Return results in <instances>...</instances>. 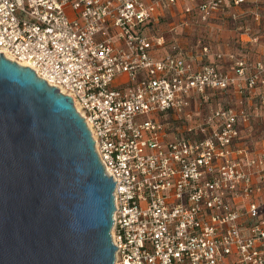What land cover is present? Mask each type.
<instances>
[{
	"label": "built area",
	"instance_id": "built-area-1",
	"mask_svg": "<svg viewBox=\"0 0 264 264\" xmlns=\"http://www.w3.org/2000/svg\"><path fill=\"white\" fill-rule=\"evenodd\" d=\"M178 1L0 0V53L70 96L84 118L115 182L114 264H264V153L231 147L250 117L243 98L264 90V61L229 53L231 73L196 69L178 43L154 57L165 38L147 27ZM242 1L206 0L200 18ZM211 50L201 46L204 57L226 55ZM232 86L240 109L190 123L194 97Z\"/></svg>",
	"mask_w": 264,
	"mask_h": 264
},
{
	"label": "water",
	"instance_id": "water-1",
	"mask_svg": "<svg viewBox=\"0 0 264 264\" xmlns=\"http://www.w3.org/2000/svg\"><path fill=\"white\" fill-rule=\"evenodd\" d=\"M114 190L73 99L0 53V264H114Z\"/></svg>",
	"mask_w": 264,
	"mask_h": 264
},
{
	"label": "crops",
	"instance_id": "crops-1",
	"mask_svg": "<svg viewBox=\"0 0 264 264\" xmlns=\"http://www.w3.org/2000/svg\"><path fill=\"white\" fill-rule=\"evenodd\" d=\"M205 1L206 0H179L174 6L170 7L169 9L163 12H160L156 20L151 21L149 23L147 30L150 32V34H152L154 38L157 34L153 35L152 32H154L155 30H159V31L162 30L165 32L164 35L165 43L164 45L155 47L153 49L152 51L153 56L156 58L162 57L170 49L172 42L174 41L172 38L181 37L184 38L181 40V43L184 46L187 54L193 56V63L196 69L199 68L205 62H212V63H217L220 70L231 73L234 71V61L230 59V57L227 55L229 53L234 54L236 57L245 59L249 62L256 63L259 61H264V31H263V35L262 34L259 35L260 39L258 40V42H252V45H254V47L256 48H253L251 51L239 52L238 50H236V48L233 45L232 46L230 45V47L227 48L225 51L216 50L213 48L212 44H210L214 54H217L219 52L226 54L225 57H223V59H217L214 55H211L209 57H204L201 53L202 52L201 46L198 47L197 52L194 53L190 52L187 49L186 47L187 37L202 36L204 33V31L202 30L203 21L200 18L199 6ZM252 3L254 4L253 0H246L242 2L241 5H243L245 9L241 11L242 13L240 12L241 13L240 16L244 18L252 17L253 19H257L259 24H261L262 22L263 26L261 30H263L264 0H259V3L263 5L259 10L253 9L250 5ZM186 7H190L191 11L186 12ZM70 14L73 16L74 12L70 11ZM220 19L223 18L221 17V14L218 11H216L209 19V24L211 26V33H215V34L218 33V20ZM245 28L246 30L242 34L243 42H245L244 39L246 38H247V42L252 41L251 32L253 30L250 31L248 25L245 26ZM126 79L127 76L122 75L117 79L116 84H120ZM232 87L226 92L227 101L229 102V104L231 102H237V104H235L234 107H236V105L241 106L239 104L240 96L229 95L231 91L232 93L235 92L234 88ZM263 94H264V90L261 89L260 87H257L252 94H250L249 96H245L243 98L244 108L249 112L250 116L253 118L264 116V103L261 100ZM219 95H217V97H219ZM196 98H200V97H194L192 102H194V100L196 101ZM195 112H199V110H195ZM250 126L251 125H248L246 123L243 125V128L241 127L240 131L245 132L247 131V128H250ZM239 144L241 145V143ZM246 148L248 149L249 156L251 157L261 156L264 153V140L255 145H251L247 143ZM257 200L261 204V208H262L261 217L264 218V201L260 197H258Z\"/></svg>",
	"mask_w": 264,
	"mask_h": 264
},
{
	"label": "rangeland",
	"instance_id": "rangeland-1",
	"mask_svg": "<svg viewBox=\"0 0 264 264\" xmlns=\"http://www.w3.org/2000/svg\"><path fill=\"white\" fill-rule=\"evenodd\" d=\"M246 1V0H244ZM242 1V2H244ZM242 2L238 3H230L226 5L223 3L219 9L217 10L223 19L218 20V33H211V26L208 22L202 23V30L204 31L202 36H189L187 37V49L190 52H197L198 47L204 46V45H210L212 44L213 48L216 50H223L225 51L227 48L230 47V45L234 46L236 50L239 52H245V51H251L254 47L252 45V42H258L260 39L259 35H263L262 29V22L261 24L258 23L257 19L250 18H244L241 17L240 14L241 11L245 9V7L242 4ZM254 4H250L251 7L255 10H259L263 5L259 3V0H253ZM241 12V13H240ZM254 15V14H253ZM229 16V17H228ZM213 23V22H212ZM250 28V31H252V41L247 42V38L244 39L245 42H243L242 34L246 30L245 26ZM153 35L157 34L156 37L160 35H165V32L162 30H155L152 32ZM173 34V33H172ZM173 43L181 44V40L184 38H172ZM247 42V43H246ZM183 46V45H182ZM211 46V45H210ZM184 47V46H183ZM213 52V49L211 50ZM255 51V50H253ZM213 54V53H212ZM233 88V87H232ZM227 90H222L218 92L212 91L209 98H196V101L191 102L192 104L189 106L188 109L192 110V121L190 123L194 126L197 124H202L203 127L207 126L206 120H209L210 112L213 110H224L228 107H234L237 102H229L227 101L226 96ZM234 92V91H233ZM219 93V94H217ZM219 95V97H217ZM229 95L236 96L232 93V91L229 93ZM201 99V100H200ZM242 106L234 107L235 109H240ZM195 110H199V112H195ZM157 117V116H156ZM195 119H199L200 121H194ZM248 125H251L250 128H247V131L242 132L239 131L238 135L233 138V142L231 147L234 145V149L247 147V143L251 145H255L257 143H260L264 140V116H259L257 118L249 117L248 122H246ZM246 123H240L239 128H243V125ZM179 126L180 132H182V124H176ZM189 125V124H188ZM214 126V125H213ZM209 129H207V134L205 136H208ZM179 133V131H178ZM241 143V145L239 144ZM234 160L241 161L243 160V155H239L237 152L233 155Z\"/></svg>",
	"mask_w": 264,
	"mask_h": 264
},
{
	"label": "flooded vegetation",
	"instance_id": "flooded-vegetation-1",
	"mask_svg": "<svg viewBox=\"0 0 264 264\" xmlns=\"http://www.w3.org/2000/svg\"><path fill=\"white\" fill-rule=\"evenodd\" d=\"M195 121L197 122V121H200L199 119H195Z\"/></svg>",
	"mask_w": 264,
	"mask_h": 264
}]
</instances>
